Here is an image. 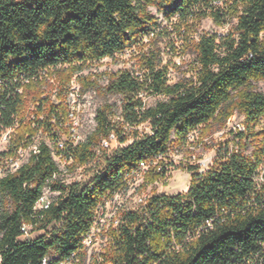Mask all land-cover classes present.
<instances>
[{"label": "trees", "instance_id": "16d2710c", "mask_svg": "<svg viewBox=\"0 0 264 264\" xmlns=\"http://www.w3.org/2000/svg\"><path fill=\"white\" fill-rule=\"evenodd\" d=\"M158 14L176 20L194 72L169 83L167 69L142 54L141 73L120 69L105 78V91L123 97L118 121L105 104L85 140L60 146L49 129L52 146L39 143L14 171L7 169L0 176V264H58L80 254L95 205L123 185L126 171L234 111L244 116L248 133L264 117V92L256 86L264 84V0H0V132L20 123L0 155L28 147L42 123L50 127L47 119L68 118L64 99L56 109L41 96L44 72L58 68L65 86L89 64L163 33ZM204 17L216 25L235 22L223 34L194 39L193 20ZM143 95L160 99L146 106ZM29 103L38 104L32 123H24ZM143 123L149 131L140 134L136 127ZM110 133L119 145L97 155V144ZM238 136L237 147H225L205 171L186 167V191L155 193L142 210L123 212L107 262L264 264V182L257 179L264 143L247 154ZM54 154L73 166L93 162L87 179L61 181ZM45 190L55 195L41 204Z\"/></svg>", "mask_w": 264, "mask_h": 264}, {"label": "rangeland", "instance_id": "374dc122", "mask_svg": "<svg viewBox=\"0 0 264 264\" xmlns=\"http://www.w3.org/2000/svg\"><path fill=\"white\" fill-rule=\"evenodd\" d=\"M150 10L155 12L154 8H150ZM158 18L160 28H164V31L154 37L151 42L148 38H145L140 47H132L121 54H115L112 58L105 57L98 62L89 64L82 71L72 75L69 81L64 84L65 86L58 83V68L48 69L46 73L44 72L41 77L44 78L40 86L41 96H46L56 109L64 99L68 108V118L64 122L60 119L54 122L53 119H47L46 121L45 113L41 115L40 120L48 122L47 124H50V127L42 123L36 135L32 138V143L28 147L19 148L16 155H0V176L12 167L13 160L17 164L25 161L29 152L35 149L39 143L45 142L52 146L53 140L49 134V129L57 137L58 144L62 146L69 139L74 142L85 140L86 136L95 128L97 109L104 107L105 104L109 105V118L118 121L123 97L120 94H111L105 91L104 88L107 84L105 78L108 73L120 69H128L135 74L141 73L142 54L153 57L158 68L167 69L169 83L192 74L194 72L193 56L190 53H185L182 49V41L176 28V20L173 19L167 22L160 14H158ZM194 20L193 27L196 30L193 34L194 39H197L201 34H223L235 22L233 20L227 24L216 25L210 17L201 18L198 22ZM256 86L264 92L262 82H259ZM159 99L160 97L156 95H143V102L146 106L154 105ZM37 104L29 103L25 107L24 123L31 121L35 115ZM19 124V120H16L15 127L0 132V152L7 150L9 135L15 132ZM247 129L244 116L234 111L224 121L219 123L210 122L192 130L188 134L185 144L175 146L169 151L165 160H158L156 164L139 170L137 175L130 177L124 192L108 197V201L105 203L103 211L98 213L97 223L92 229V241L85 244L76 260L66 264H109L107 260L115 250L114 241L116 240L117 229L114 225L118 216L125 210L139 208L144 199L151 194H175L186 191L190 182V174L186 167L193 165L203 169L210 166L225 147L230 150L237 147L239 133L243 135L241 141L245 143V147L248 149L246 153L254 152L257 146L264 143V134L257 135L253 133L264 130V117L259 119L251 133H248ZM136 130L142 134L148 132L149 127L146 123H143L137 126ZM118 145L119 141L115 134V138L111 141L109 147H102L100 140L95 152L97 155H101L103 152L108 153ZM54 159L57 161L60 171L57 177L65 183L87 179L93 166V162L87 165L73 166L72 161H64L55 154ZM162 163L168 165L166 170L164 168L165 171H161L160 165ZM257 179L258 182H264V165L260 167ZM43 195L45 199H51L55 193L45 190ZM31 235H34V233Z\"/></svg>", "mask_w": 264, "mask_h": 264}, {"label": "built area", "instance_id": "2783aa9c", "mask_svg": "<svg viewBox=\"0 0 264 264\" xmlns=\"http://www.w3.org/2000/svg\"><path fill=\"white\" fill-rule=\"evenodd\" d=\"M115 138V134L114 133H110L106 138H103L102 140H101V146L102 147H104V148H107V147H109L110 146V143H111V141L113 140ZM97 153H98V151H97ZM169 153V152H168ZM168 153L167 154H165V155H157L156 157H154V158H150V159H148V160H143V161H140L139 162V164L136 166V167H134V168H132L131 170H129V171H126L125 173H124V176H123V185L120 187V188H118L117 190H114V191H111V192H107V194H105L103 197H102V199L95 205V207H94V211H93V213H94V216H93V223H92V225H91V227L89 228V230L87 231V233L85 234V236L83 237V240H82V250H83V248H84V246H85V244H89L92 240H91V234H92V229H93V227H94V225L97 223V220H98V213L99 212H102L103 211V208H104V206H105V203L108 201V197H112V196H114V195H116V194H118V193H121V192H124L125 190H126V186H127V184L129 183V179H130V177H133V176H135V175H137L138 174V172H139V170H141V169H143V168H147V167H149L150 165H152V164H156V162L158 161V160H165L167 157H168ZM65 161V160H64ZM16 161L15 160H13V162H12V167L11 168H9L11 171H14L20 164H21V162L19 163V164H17V163H15ZM264 164H262V166H263ZM161 166V171H165L166 169H167V167H168V165H166V164H161L160 165ZM261 166V167H262ZM164 168H165V170H164ZM207 168H209V166H207L206 168H203V169H201V168H199V170L200 171H205ZM259 170H260V168H259ZM259 174V173H258ZM257 177H258V175H257ZM152 195V194H151ZM150 195V196H151ZM149 196V197H150ZM149 197H147V198H145L144 199V201L142 202V205L139 207V208H137V209H128V210H125V211H140V210H142V208L145 206V204L147 203V201H148V198ZM45 201H49V199H45L44 198V195L39 199V203H44ZM124 211V212H125ZM123 214V213H122ZM120 215V216H118V218L115 220V225H114V227L118 230V228H119V226H120V224H121V222H122V216L123 215ZM23 230H24V232L26 231V227H23L22 228ZM78 253H76V254H72L69 258H67L66 260H64V261H62V262H59L58 264H66V263H71V262H73L74 260H76V258H78ZM43 264H45V261L43 262Z\"/></svg>", "mask_w": 264, "mask_h": 264}]
</instances>
